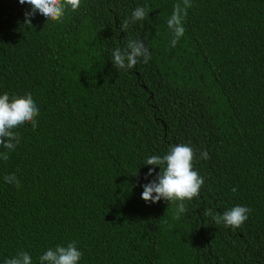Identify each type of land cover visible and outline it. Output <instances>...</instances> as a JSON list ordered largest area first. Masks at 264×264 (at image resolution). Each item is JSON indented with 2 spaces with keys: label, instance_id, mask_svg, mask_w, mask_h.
<instances>
[{
  "label": "trees",
  "instance_id": "trees-1",
  "mask_svg": "<svg viewBox=\"0 0 264 264\" xmlns=\"http://www.w3.org/2000/svg\"><path fill=\"white\" fill-rule=\"evenodd\" d=\"M175 3L82 0L30 26L28 4L0 0V94L30 92L40 109L0 160V264L73 241L79 264H264V0H191L173 48ZM136 39L151 60L116 70L112 52ZM181 143L204 184L177 219L141 194L160 171L146 159ZM237 205L251 209L238 229L207 215Z\"/></svg>",
  "mask_w": 264,
  "mask_h": 264
},
{
  "label": "clouds",
  "instance_id": "clouds-1",
  "mask_svg": "<svg viewBox=\"0 0 264 264\" xmlns=\"http://www.w3.org/2000/svg\"><path fill=\"white\" fill-rule=\"evenodd\" d=\"M82 0H19L21 5L28 4L30 10L24 16V25L32 26V19L39 14L46 22L62 23L66 10L73 12L81 7ZM192 7L191 0H177L173 5L171 16L167 19V27L172 35L171 46L174 48L185 33L184 20L188 9ZM149 15L147 5L137 6L131 16L120 24V29L126 31L130 24L143 21ZM146 39V37H145ZM145 39L129 40L123 47H117L111 54V61L116 70H132L140 63H148L151 53L145 45ZM130 50V51H129ZM40 109L32 94L23 96L10 95L5 92L0 94V160L7 161L9 155L20 142L17 129L31 124L33 130L38 126L37 117ZM196 153L192 147L186 144L171 146L162 157L152 155L148 157L144 165L149 168L147 176H152L155 168H160L159 173L149 183L142 185L141 198L145 203L155 204L161 200L175 206V216L178 219L182 213H186V203L198 198L204 178L193 170ZM200 158L209 159L207 151L200 153ZM7 184L20 187V182L15 174L4 176ZM235 191V188L233 189ZM251 209L245 206H234L222 214L207 212L216 225L225 228L238 229L249 218ZM82 252L77 248L76 242H70L66 246L57 245L47 249L38 257V264H79ZM4 264H33L31 255L27 251H18L15 256L6 258Z\"/></svg>",
  "mask_w": 264,
  "mask_h": 264
}]
</instances>
